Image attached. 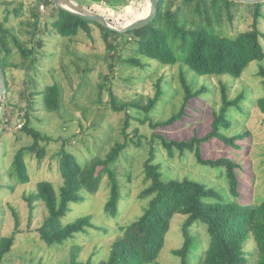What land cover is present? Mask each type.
Segmentation results:
<instances>
[{
	"label": "rangeland",
	"instance_id": "obj_1",
	"mask_svg": "<svg viewBox=\"0 0 264 264\" xmlns=\"http://www.w3.org/2000/svg\"><path fill=\"white\" fill-rule=\"evenodd\" d=\"M73 1L89 5L122 24L146 16L150 11L149 0H116L112 5L105 0ZM34 3L35 0H0V20L4 19L7 8L23 5V15L11 13L7 23L16 32L26 33L30 28L28 23L34 22ZM180 3L181 0H177L173 9L180 6ZM208 7L213 13L211 0L208 1ZM232 7L231 18L227 10L222 8L220 11L221 24L216 25V28L223 31L220 33L234 36L251 28L254 14L260 8L259 27L263 32L264 45V2L235 0ZM52 10L49 4L45 11L38 12L42 30L36 38H42V46L30 56L36 58L32 65L30 59L27 60L28 68L9 67L8 76L12 88L6 92L0 107V237L10 235L16 229L14 211L20 217V232L2 264H69L74 254L81 261L90 258L95 263L106 260L112 243L123 234L127 225L142 215L149 202L150 198L142 199L140 194L149 184L145 178L144 162L152 145L156 150V163L161 165L165 179L189 178L199 181L215 188L223 199L243 207H252L264 200V114L254 104L257 97L264 95V78L258 75L264 60L251 62L240 77H234L231 74L199 75L181 62L166 65L147 59L134 49L137 43L125 48L122 41L118 52L111 55L112 51L108 50L107 45L117 41V35H109L107 42L104 30L92 25L91 35L80 30L72 38L64 37L46 23L53 16ZM193 14L196 19L197 15L189 12L191 17ZM182 20H187L186 16ZM208 27L213 29L211 25ZM22 36L29 40L31 34ZM168 40L178 53L181 41L174 34ZM15 49L13 61L21 62L20 54ZM132 56L140 58L142 64L128 62L127 59ZM109 63H113L114 68L108 83L117 96V103L129 104L127 112L131 116L127 129L128 146L114 166L122 194L119 209L116 213H109L105 209L110 185L104 173L98 191H81L84 200L71 203L70 210L62 218L63 222H67L91 214L93 225L63 242L48 245L38 232L48 210L43 201H38L32 212L25 197L35 191L37 183L43 179L50 180L60 193L63 179L58 152L64 148L84 165L96 156L104 157L112 146L125 140L122 129L127 112L113 109L110 91L104 83L105 75L111 73ZM182 72L193 84V90L204 87L203 93L191 100L183 118L167 127H154L153 123L167 120L179 111L184 99L180 78ZM161 77L164 93L154 109L147 113L143 107L134 106L135 103L147 105L149 98L155 95L156 84ZM222 82L228 85L231 98L243 92L241 102L229 110L231 127L222 131L228 136L240 133L244 136L235 144L216 137L204 142L201 149L206 157H229L239 162L240 190L237 194L230 191L223 166L200 163L194 152H181L176 147L171 155L161 138L155 136L162 134L168 139L188 140L194 134L205 135L211 129L214 112L219 111L222 105ZM53 83L61 87V107L58 112L48 111L43 102V94H35ZM101 84H104L103 87ZM26 117L30 119L31 126L48 136L49 140L40 141L46 149L42 159L35 154L26 155L30 181L22 183L15 173L13 160L21 147L33 142L32 137L21 130ZM185 218L186 215L181 213L174 215L158 258L162 263L182 264L173 250L183 244L181 227ZM194 226L196 237L206 246L209 241L206 224L198 221ZM245 249L248 251L247 261L243 264H250L256 250L252 236ZM194 255L200 257L196 252Z\"/></svg>",
	"mask_w": 264,
	"mask_h": 264
},
{
	"label": "trees",
	"instance_id": "obj_2",
	"mask_svg": "<svg viewBox=\"0 0 264 264\" xmlns=\"http://www.w3.org/2000/svg\"><path fill=\"white\" fill-rule=\"evenodd\" d=\"M105 1L111 5L116 2V0ZM176 1L159 0L158 12L153 21L143 27L121 33L106 28L94 20H87L61 9L50 0H35L33 6L35 8H32L34 22L28 23L30 28L26 30L27 34H31L29 40H25L22 36L26 33L16 32L7 23L11 13L16 16L23 15V5L15 6L12 9L7 8L4 19L0 20V60L6 76L7 92L12 88L8 76L9 67L28 68L27 60L30 59V65H32L36 58L30 56L38 51V47L42 46V38H36L42 30L38 14L41 11L39 8L41 3L46 6L52 5L53 13L51 15L53 16L46 23L64 37L72 38L78 35L80 30L91 35L92 25L104 30L107 42L109 35H117V41L107 45L108 50L112 51L111 55L118 52L122 41L125 48L129 44L137 43L134 49L147 59H153L166 65L181 62L199 75L231 74L234 77H240L251 62L264 60L263 32L259 27L260 8L254 14L251 28L233 34L234 36H225L220 33L223 31L216 28V25L221 24L220 11L222 8L227 10L231 18L232 3L235 0H211L213 13L208 7L210 0H181L180 6L174 10L173 4ZM193 5H195L193 8H188ZM189 12L195 13L197 18L195 19L194 14L191 17ZM184 16L187 20H182ZM209 25L213 29H210ZM45 28H47V24ZM171 34L181 41L178 53L169 43L168 38ZM14 48L19 52L21 62L13 61ZM118 56L120 57V52ZM127 60L135 65L142 64L140 58L133 56ZM108 66L111 73L105 75L104 83L107 90L110 91L112 107L114 110H126L127 112L129 104L117 103V96L108 83L113 74L114 65L109 63ZM258 75L264 78L263 64L260 65ZM180 78L184 89V99L179 111L167 120L153 123L154 127H167L183 118L187 114L186 109L191 100L203 93L204 87L193 90V84L187 80L185 73L182 72ZM162 80L163 77L158 79L156 93L149 98L147 105L142 106L139 103L133 105L143 107L147 113L154 109L164 93ZM103 85L101 84V87ZM35 94H43V102L48 111L58 112L60 110L62 94L58 83L48 85L42 92L37 91ZM100 94H102V90ZM221 98L220 110L214 112L211 129L205 135L194 134L188 140L168 139L162 134H155V136L161 138L163 145L171 155H173V148L176 147L181 152L186 150L194 152L200 163L223 166L230 191L237 194L240 190L238 169L241 165L239 162L229 157H206L201 149L204 142L216 137L226 143L235 144L244 136L243 133L228 136L222 131L231 127L229 110L241 102L243 92L237 97L231 98L228 85L222 82ZM254 104L264 114V95L257 97ZM130 117L127 112L122 129L125 140L112 146L104 157L96 156L89 163L82 165L73 154L64 148L58 152L60 155L59 169L63 179L59 194L50 180L43 179L37 183L36 190L25 197L32 212L38 201H43L48 210V215L38 228L41 238L48 245L63 242L93 225L91 214L79 216L67 222H63L62 218L70 210L71 203L84 200L85 197L81 191H98L104 173H106L110 185V196L105 209L109 213L118 211L122 194L114 166L128 146L127 129L130 126ZM21 128L32 137L33 142L21 147L16 152L13 165L15 173L19 176V181L27 183L30 181V175L25 159L26 155L35 154L39 159H42L46 155V149L40 141L42 139L49 140V137L31 126L28 117ZM156 157V150L152 145L149 156L144 162L145 178L149 184L140 194L142 199L150 198L149 202L142 215L127 225L123 234L112 243L109 257L95 263L92 258L87 261L78 260L74 254L69 264H165L158 258L165 245V237L170 230L172 219L178 213L186 215L181 227L184 240L182 246L174 249L173 253L181 259L182 264H243L247 261L248 251L245 246L250 236L254 239L256 249L250 264H264V200L252 207H243L233 201L223 199L219 191L199 181L189 178L165 179L161 165L156 163ZM128 179H130V175ZM14 217L16 229L12 234L0 237V264H2L4 256L14 246L16 235L20 232L18 229L20 217L17 211H14ZM198 221L204 222L209 232V241L206 246L201 239L198 240L194 231V225ZM202 244L203 247H200ZM195 252L200 257L195 256Z\"/></svg>",
	"mask_w": 264,
	"mask_h": 264
},
{
	"label": "water",
	"instance_id": "obj_3",
	"mask_svg": "<svg viewBox=\"0 0 264 264\" xmlns=\"http://www.w3.org/2000/svg\"><path fill=\"white\" fill-rule=\"evenodd\" d=\"M52 1L57 7L64 9L66 11H69L75 15L82 16L83 18L87 20H94L101 24L102 26L113 29L116 31H119L121 33L129 32L132 30H135L137 28L143 27L147 24H149L151 21H153L157 15L158 12V4L159 0H150V11L149 13L141 18H138L137 20H134L128 24H122L118 20H116L113 17H109L106 14H103L99 12L96 9H93L89 5H83L79 4L73 0H67L69 3V6H65L63 3V0H50ZM244 2H264V0H240ZM71 5V7H70ZM75 6V7H74ZM8 86L6 83V76L5 72L1 65L0 60V107L3 101V98L7 92Z\"/></svg>",
	"mask_w": 264,
	"mask_h": 264
},
{
	"label": "built area",
	"instance_id": "obj_4",
	"mask_svg": "<svg viewBox=\"0 0 264 264\" xmlns=\"http://www.w3.org/2000/svg\"><path fill=\"white\" fill-rule=\"evenodd\" d=\"M39 8H40L41 11H44V10L46 9V5L43 4V3H41V4L39 5Z\"/></svg>",
	"mask_w": 264,
	"mask_h": 264
},
{
	"label": "bare ground",
	"instance_id": "obj_5",
	"mask_svg": "<svg viewBox=\"0 0 264 264\" xmlns=\"http://www.w3.org/2000/svg\"><path fill=\"white\" fill-rule=\"evenodd\" d=\"M63 1H64V3H63V4H64L65 6H67V7H68V6H69V4H68L69 2H68L67 0H63ZM149 4H150V0H149ZM70 7H71V5H70ZM74 7H75V6H74ZM143 17H144V16H143ZM129 23H130V22H129Z\"/></svg>",
	"mask_w": 264,
	"mask_h": 264
}]
</instances>
